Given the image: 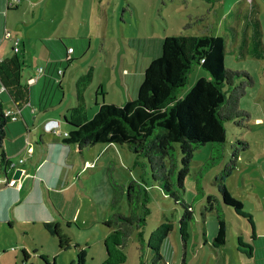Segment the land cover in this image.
<instances>
[{
  "label": "rangeland",
  "instance_id": "obj_1",
  "mask_svg": "<svg viewBox=\"0 0 264 264\" xmlns=\"http://www.w3.org/2000/svg\"><path fill=\"white\" fill-rule=\"evenodd\" d=\"M69 1L18 0L17 10L8 14V31L13 34V39H18L17 56L23 72L32 65L47 66L48 56L58 58L59 62H50V65H57L68 77L71 92L72 69L63 58V46L56 40L39 38H31L28 43L26 34L35 31L50 39L56 31H67L66 38L74 39L63 42L76 45L77 57L81 60L77 66L93 62L96 76L102 72V67L109 71L110 64L120 66L121 59L125 60V67L130 63L134 69L147 64L160 56L161 42L167 35L222 36L226 42L224 67L246 71L253 78V84L246 88V94L239 101V109L246 111L249 117L243 121L244 127L233 122L227 124L222 152L213 162L210 161L213 143H206L193 152L181 192L193 211L184 249L178 232L182 208L152 180L142 155L131 152L126 145L112 143L95 144L80 151L71 145L68 170L63 172L69 185L60 194L50 192L52 198L66 199L64 205L57 204V207L52 201L48 204L57 222L44 223L40 219L46 217L43 206L28 201L29 204L22 206L23 217L27 215L34 221L19 225L13 222L11 227L8 223L1 224L0 264L264 263V254L259 248L264 246V0H76L77 7L71 0V10L77 15H60L59 11ZM92 14L102 25L106 18L104 31L96 27L98 24L94 23ZM77 36L84 37L83 43L75 38ZM12 42L11 38L0 36V57L12 53ZM206 75L203 68L193 66L177 98H183L197 80ZM55 80L56 85H65L60 79ZM70 97L75 100L72 95ZM67 98L66 95L61 107L67 105ZM89 105L93 107L92 100ZM93 109L87 107L88 119L94 117ZM45 138L49 139L47 135ZM38 140L35 135L34 141ZM174 148L179 159L178 146L174 145ZM234 151L236 156L233 158ZM231 160L235 165L227 174L225 168L230 166ZM107 168L112 169L113 178L119 184L127 186L135 181L141 191L140 203L144 202L146 207L145 221L124 245L118 230L104 225V220L116 212L128 214L125 197L118 207H111L112 190L106 177ZM220 180L230 196L241 202L242 211L251 215L255 237H252V226L247 219L220 202L217 190ZM3 182L4 176L0 172V186ZM143 211L140 204L138 214L142 215ZM17 214L22 217L19 211ZM216 214H221L225 221L224 245H218L213 239L217 230ZM55 225L64 237L61 244L68 245L65 248L59 249V240L50 232ZM160 226L170 229L158 242L161 260H157L156 252L148 249L147 244L148 241L151 245L156 243L151 232ZM238 238L253 248L252 257L236 251L240 247ZM33 243L38 253L33 252ZM24 247L29 253L26 259L21 253Z\"/></svg>",
  "mask_w": 264,
  "mask_h": 264
},
{
  "label": "trees",
  "instance_id": "obj_2",
  "mask_svg": "<svg viewBox=\"0 0 264 264\" xmlns=\"http://www.w3.org/2000/svg\"><path fill=\"white\" fill-rule=\"evenodd\" d=\"M185 30V28H184ZM0 58V172L6 173L11 162L6 158L2 144L6 138V129L16 119L7 114L8 105L15 104L17 110L29 102V85L22 82V63L15 54ZM226 42L222 36L211 34H171L162 39L161 54L151 60L145 68L137 96L123 105L100 104L92 119L87 118L83 98L84 88L92 80V68H89L75 82V106L67 110L61 119L66 136L61 141L66 145H75L80 151L98 143L126 145L131 152L142 155L150 170L153 181L168 195L175 204L182 208L178 223V232L185 248L187 229L193 219L191 205L186 203L181 192L188 173L193 152L206 143H213L211 162L219 156L226 139L227 124L233 122L244 127L243 121L249 117L246 111L239 109V101L246 94V88L253 84V78L246 71H235L223 65ZM70 62V60H65ZM193 66H200L207 75L197 80L191 90L183 97L177 98L178 92L185 86ZM174 145L178 146L180 158L175 155ZM246 145V144H244ZM236 156V151L232 157ZM225 173L230 174L235 163L230 161ZM106 177L112 190L111 207L116 208L126 198L128 214L116 212L104 225L115 227L122 245L135 229L142 224L146 212L144 202L140 203L139 185L132 181L127 186L114 180L112 169L107 168ZM198 184V182H195ZM197 188H199L197 186ZM220 202L240 216L247 219L252 226L251 215L242 211L241 202L227 192L222 180L217 184ZM208 203L210 198L207 197ZM144 208L138 214L139 206ZM217 230L214 241L218 245L226 243L225 221L221 214H216ZM10 226V222H8ZM50 228L49 224L46 225ZM51 234L59 240V249L64 238L51 227ZM169 227H158L151 232L156 237L155 244L148 241V249L158 254V242L166 235ZM159 232V235H155ZM142 242H144L141 239ZM240 247L236 250L252 257L253 248L238 238ZM23 257L27 252L22 249Z\"/></svg>",
  "mask_w": 264,
  "mask_h": 264
},
{
  "label": "crops",
  "instance_id": "obj_3",
  "mask_svg": "<svg viewBox=\"0 0 264 264\" xmlns=\"http://www.w3.org/2000/svg\"><path fill=\"white\" fill-rule=\"evenodd\" d=\"M72 3L73 6L77 7L76 0H72ZM18 6L19 3H17V1L9 2V0H0V36L8 35L12 40L16 39H13V34L8 31L7 24L8 14L15 9L17 10ZM64 10H67V12ZM59 13L60 15L67 13H71L73 16L77 15L71 10V0L63 10L59 11ZM102 13L106 17L104 10ZM94 14L96 13L94 12ZM91 17L94 23L98 24L96 27L102 28L104 31L106 27L104 24L107 23L106 18L104 17L105 23H103V26L98 23L93 14ZM66 32L67 31H56L53 33L54 36L51 37L52 39L46 36L42 37V33L37 34L36 31L32 32V34H26L28 43L31 42V38L58 41L64 49L63 58L66 57V48L72 47L73 51L70 54V62H67L72 69L70 78L72 89L69 93L68 77L66 78L63 72L58 76L57 71L59 69L57 65H50V62H59L60 60L58 58L48 56L46 61L49 64L47 66L44 67L39 65L33 67L32 65L30 69L25 68V72L22 71L23 83H26V80L29 79H34V82L29 84L30 98L27 104L23 105L19 110H17L13 103H10L7 107L16 119L8 124L6 138L3 140L2 144L3 152L6 158L11 162V165L10 168L6 170V173L1 172L4 176V182L0 186V227L1 224L8 222H10V226L8 227H11L13 222L19 225L22 222L34 221L33 218L27 215L25 218L23 217L22 206L29 204L28 201L43 206L46 217L40 219H42L44 223L50 221L57 222V220L54 219V215L50 212L48 204L52 201L55 203L54 206L57 207V204L64 205V200L66 199L60 197L52 198L50 192L52 194H60L67 189L69 185L66 184L67 175L63 172L68 170L67 159L70 156L69 153H72V150L70 149L71 145H66L61 141V135L59 133L53 134L47 132L45 127L52 126L55 122L58 124V129L64 131L61 119L68 109L75 106V100L73 101L70 96L72 95L73 98H75V82L77 79L89 68H92V80L84 88L83 98L85 110H87L88 106L90 109L94 107L92 114H95L100 104L105 103L121 106L126 101L135 99L138 87L143 79L145 68L149 64V62L147 64L144 63L134 69V66L132 67L130 63H128L129 67H125V60L121 59L120 66L117 67L115 64H110L111 67L109 71L102 67V72H99V75L96 76L93 62L86 66H77L81 60L77 57L76 45L63 42L64 39H74L66 38ZM75 38H79L78 40H82L81 43H83L84 37L77 36ZM16 40L18 41V39ZM42 44H44V42H42ZM17 52L18 51H15L16 55ZM11 54L9 56H11ZM39 67L43 68L42 74L37 72ZM97 77L98 80L96 81ZM54 79H56L55 81L60 79L62 83L64 82V86L68 87H66L67 90L64 88L63 84L61 86L56 85L53 82ZM66 95L68 96L67 105L61 107V102L66 98ZM91 100L93 101V107L89 105ZM35 135L39 138L37 142L34 141ZM45 135L48 136V140H46ZM69 150L70 152L68 153ZM14 171H18V174L15 175ZM5 179H7L9 185L6 184ZM18 211L22 215L21 218L17 214ZM63 221L66 223V227H68V223L65 220ZM32 246L34 247L33 252L38 253L34 243ZM263 247L264 246H261L259 248H261L260 250L264 254ZM23 249L27 252L28 257V250L25 247ZM236 251L239 252L238 250ZM42 253L44 252H40V254ZM262 260H264V255Z\"/></svg>",
  "mask_w": 264,
  "mask_h": 264
},
{
  "label": "built area",
  "instance_id": "obj_4",
  "mask_svg": "<svg viewBox=\"0 0 264 264\" xmlns=\"http://www.w3.org/2000/svg\"><path fill=\"white\" fill-rule=\"evenodd\" d=\"M18 1V0H16ZM6 37H8V35H6ZM12 45L14 46V50L17 51V45H18V41L16 39L12 40ZM73 49L72 47H67L66 48V57L64 58L65 60H69L70 59V54L72 53ZM37 72L39 74H42L43 73V68L39 67L37 69ZM57 74L58 76H60L62 74V72L60 70L57 71ZM34 82V79H29V80H26V84H32ZM7 114H10V111L8 110L7 111ZM46 131L47 132H50V133H53V134H60V135H64L66 136L67 133L65 131H60L58 129V124L54 122V124L52 126H49V127H45ZM7 185H9V182H6Z\"/></svg>",
  "mask_w": 264,
  "mask_h": 264
},
{
  "label": "water",
  "instance_id": "obj_5",
  "mask_svg": "<svg viewBox=\"0 0 264 264\" xmlns=\"http://www.w3.org/2000/svg\"><path fill=\"white\" fill-rule=\"evenodd\" d=\"M14 172H15V175L18 174V171H14ZM5 181L8 182L7 179H5Z\"/></svg>",
  "mask_w": 264,
  "mask_h": 264
}]
</instances>
